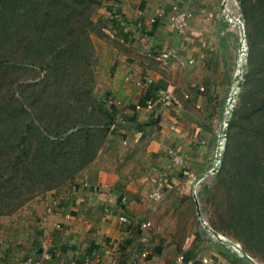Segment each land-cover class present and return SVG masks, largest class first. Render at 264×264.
I'll return each mask as SVG.
<instances>
[{
  "label": "crops",
  "instance_id": "crops-1",
  "mask_svg": "<svg viewBox=\"0 0 264 264\" xmlns=\"http://www.w3.org/2000/svg\"><path fill=\"white\" fill-rule=\"evenodd\" d=\"M216 1L105 5L102 27L112 40L96 66L95 90L115 115L116 130L72 180L0 216V264L28 256L45 264H258L223 236L219 243H204L193 231L178 237L177 205L168 198L181 177L189 180L212 166L202 154L218 137L226 99L219 101L214 66L220 46ZM175 6L192 13L183 31L171 25ZM162 50H172L174 58L159 60ZM173 155L183 162H173ZM156 189L161 196L153 199ZM121 215L151 226L124 223Z\"/></svg>",
  "mask_w": 264,
  "mask_h": 264
},
{
  "label": "rangeland",
  "instance_id": "rangeland-1",
  "mask_svg": "<svg viewBox=\"0 0 264 264\" xmlns=\"http://www.w3.org/2000/svg\"><path fill=\"white\" fill-rule=\"evenodd\" d=\"M109 1L91 0L74 9L62 6L61 2L53 10L54 4L52 8L46 7L48 0H0V61L9 64L0 71V81L25 86L45 73L35 65L40 62L33 61L41 28L45 29L48 41L65 48L76 40L82 45L88 33L95 48L97 70L102 51L112 40L102 27V9ZM214 8L220 45L214 66H217L219 101L224 96L226 99L216 128L218 137H213L202 154L212 166L206 165L204 171L189 176V180L177 182V187L168 192V198L177 205L174 218L178 237H186L193 231L203 236L204 243L208 240L219 243L223 236L228 239L227 246L234 245L242 254L264 264V112L258 111L264 100L262 34L258 38L262 56L257 60L256 73L251 80L247 76L248 23L251 19V25L264 32V0H218ZM70 11L74 13L71 21L56 26L57 17ZM48 12L54 15L50 22L44 20ZM89 20L93 21L91 28ZM200 119L203 120V115ZM253 162L260 164V169L256 170ZM258 181L261 184L256 185Z\"/></svg>",
  "mask_w": 264,
  "mask_h": 264
},
{
  "label": "trees",
  "instance_id": "trees-1",
  "mask_svg": "<svg viewBox=\"0 0 264 264\" xmlns=\"http://www.w3.org/2000/svg\"><path fill=\"white\" fill-rule=\"evenodd\" d=\"M87 1L91 0H48L46 7L54 4V10L62 2V6L74 9ZM72 12L62 13L55 25L62 27V22L71 21ZM53 16L48 12L44 20L50 22ZM88 24L91 28L93 21ZM41 29L33 61L40 62L34 64L45 73L25 86L0 81V215L10 214L35 196L76 177L98 157L116 121L95 93V48L90 35L86 33L82 45L76 40L65 48L48 41L45 29ZM261 34L264 32L249 19L250 80L262 56L258 44ZM8 65L0 61V71ZM258 111L264 112V100ZM253 164L260 169V164Z\"/></svg>",
  "mask_w": 264,
  "mask_h": 264
},
{
  "label": "built area",
  "instance_id": "built-area-1",
  "mask_svg": "<svg viewBox=\"0 0 264 264\" xmlns=\"http://www.w3.org/2000/svg\"><path fill=\"white\" fill-rule=\"evenodd\" d=\"M158 14H161V11L158 10ZM192 16V13L189 12L186 9H181L177 6L174 7L173 10V14L171 16V25L179 31H183L189 24L190 21V17ZM151 21H154V18L151 19ZM175 56V53L172 50H162L159 52V54L157 55V58L161 61H169L171 59H173ZM150 107L151 104H149ZM117 127V120L114 121L110 127V132L115 131ZM173 162L176 163H182L183 159L181 156L179 155H173ZM161 196V192L160 190L156 189L154 190L151 194L150 197L153 199H158ZM120 220L124 223H132V225H138V227L140 228H147L151 226V222L150 221H144V222H139V221H134V220H130L128 216L126 215H121L120 216ZM178 262L182 263L185 260V255L181 254L178 256L177 258ZM209 260L208 257L204 256L203 257V262L207 263ZM18 264H45L43 259H35L31 256L28 257H24L22 258Z\"/></svg>",
  "mask_w": 264,
  "mask_h": 264
},
{
  "label": "water",
  "instance_id": "water-1",
  "mask_svg": "<svg viewBox=\"0 0 264 264\" xmlns=\"http://www.w3.org/2000/svg\"><path fill=\"white\" fill-rule=\"evenodd\" d=\"M231 99V98H230Z\"/></svg>",
  "mask_w": 264,
  "mask_h": 264
}]
</instances>
